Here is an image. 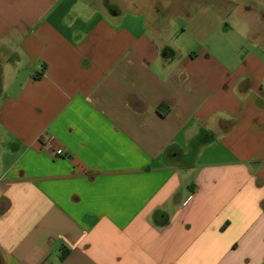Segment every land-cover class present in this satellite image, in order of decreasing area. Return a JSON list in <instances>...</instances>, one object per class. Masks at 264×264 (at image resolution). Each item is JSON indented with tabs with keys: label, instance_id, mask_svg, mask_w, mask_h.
I'll use <instances>...</instances> for the list:
<instances>
[{
	"label": "crops",
	"instance_id": "crops-1",
	"mask_svg": "<svg viewBox=\"0 0 264 264\" xmlns=\"http://www.w3.org/2000/svg\"><path fill=\"white\" fill-rule=\"evenodd\" d=\"M105 1L0 0V264H264V0Z\"/></svg>",
	"mask_w": 264,
	"mask_h": 264
},
{
	"label": "rangeland",
	"instance_id": "rangeland-1",
	"mask_svg": "<svg viewBox=\"0 0 264 264\" xmlns=\"http://www.w3.org/2000/svg\"><path fill=\"white\" fill-rule=\"evenodd\" d=\"M115 2V1H114ZM114 2H112V3H110V2H107V1H105V0H99V2L98 3H96L95 4V6L97 7V8H100L101 10H107V8H108V10L110 9V8H112V7H115V9H117V6L115 5V3ZM119 2H121L122 4H125V3H123L124 2V0H120ZM140 2V1H139ZM116 4H119V3H116ZM136 6H139V5H137L135 2H133V5H131V8H133V9H135V10H139L140 9V7H136ZM214 6V5H213ZM216 6V5H215ZM123 8H124V6H123ZM130 8V9H131ZM118 10V9H117ZM196 11H197V9H195ZM209 11H211L212 12V14H211V16H212V19L209 17V19L207 18V23H209V20L211 19V23H209L211 26L213 25V26H215V21L216 20H219V19H216V18H214V17H216V12L214 11L215 9L214 8H212V9H208ZM199 11V10H198ZM232 21H233V19H232ZM209 27V26H208ZM214 28V27H213ZM212 28V29H213ZM233 28H235L234 26H233ZM239 28V27H238ZM221 38V37H220ZM220 38H219V40H220ZM216 39H214L212 42H210L209 44H211L212 46H214V45H216L215 43H214V41H215Z\"/></svg>",
	"mask_w": 264,
	"mask_h": 264
},
{
	"label": "built area",
	"instance_id": "built-area-1",
	"mask_svg": "<svg viewBox=\"0 0 264 264\" xmlns=\"http://www.w3.org/2000/svg\"><path fill=\"white\" fill-rule=\"evenodd\" d=\"M57 154L59 155V156H62V152L61 151H59V152H57Z\"/></svg>",
	"mask_w": 264,
	"mask_h": 264
}]
</instances>
